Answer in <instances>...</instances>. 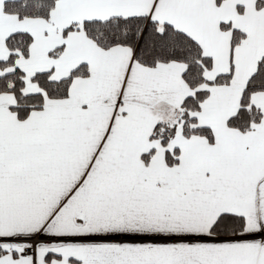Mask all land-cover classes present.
<instances>
[{
	"label": "snow or ice",
	"instance_id": "6c2138e0",
	"mask_svg": "<svg viewBox=\"0 0 264 264\" xmlns=\"http://www.w3.org/2000/svg\"><path fill=\"white\" fill-rule=\"evenodd\" d=\"M0 264H264V0H0Z\"/></svg>",
	"mask_w": 264,
	"mask_h": 264
}]
</instances>
